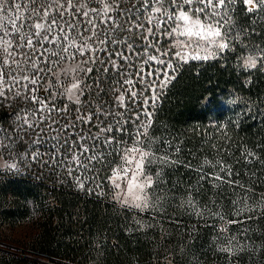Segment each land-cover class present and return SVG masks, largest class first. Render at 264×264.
Wrapping results in <instances>:
<instances>
[{"label": "snow or ice", "instance_id": "1", "mask_svg": "<svg viewBox=\"0 0 264 264\" xmlns=\"http://www.w3.org/2000/svg\"><path fill=\"white\" fill-rule=\"evenodd\" d=\"M238 4L247 13L264 12V0H95V6L88 0H0V106H14L12 125H0L2 166L19 171L24 162L61 169L75 174L81 189L89 180L88 190L94 192H102L106 181L121 205L156 211L161 221L172 222L168 210L180 202L161 173L175 161L167 151L160 154L148 134L151 108L171 79L169 69L174 74L180 61L234 52L238 67L243 60L250 70L264 69V47L248 45L256 30L234 23ZM93 71L92 84L84 83ZM90 88L94 104L69 111L59 103L67 95L79 106ZM215 130L227 139V129ZM243 158L247 164L257 159L252 151ZM153 165L159 169L155 175ZM212 166L223 175L201 166L192 169L197 183L227 185L225 198L237 216L226 218L215 200L209 201L212 207L199 205L190 189L184 190L183 206L201 219L210 215L215 250L225 264H241L255 250L252 236L248 228L229 229L264 209V193L257 197L254 182L231 179V167L223 161ZM245 211L250 214L241 218ZM157 217L148 225L137 220V230L163 232ZM165 259L172 264L170 256Z\"/></svg>", "mask_w": 264, "mask_h": 264}, {"label": "trees", "instance_id": "2", "mask_svg": "<svg viewBox=\"0 0 264 264\" xmlns=\"http://www.w3.org/2000/svg\"><path fill=\"white\" fill-rule=\"evenodd\" d=\"M233 20L256 30L249 47H264V12L247 13L238 4ZM233 57L234 52L214 61L180 64L151 108L150 132L158 141L175 142L185 158L221 157L233 180L249 186L254 182L255 192L264 193V69L243 71ZM229 89L239 101L234 108L224 102ZM12 116L13 111L0 106V125ZM217 128L227 129V139ZM247 151L257 157L251 164L244 162ZM30 170L2 182L0 221L15 226L33 220L36 235L19 254L0 249V264H159L150 238L137 233L129 214L111 201L108 182L99 193L88 190L87 179L81 189L61 169ZM176 175L187 180L184 172ZM35 179L52 186H36ZM260 233V252L244 255L241 264H264V225Z\"/></svg>", "mask_w": 264, "mask_h": 264}, {"label": "rangeland", "instance_id": "3", "mask_svg": "<svg viewBox=\"0 0 264 264\" xmlns=\"http://www.w3.org/2000/svg\"><path fill=\"white\" fill-rule=\"evenodd\" d=\"M88 4L89 6H95V0H88ZM186 51L190 52L191 50L186 49ZM225 55H227V52L223 54H217L216 56L210 57L207 60L190 59L187 63L199 61H214ZM76 59L81 60L84 59V57L77 56ZM184 63L185 62L180 61L179 65ZM5 72H7V69H5ZM94 75L95 71H93L92 74L85 78L84 83H88L91 85ZM169 75L170 77L172 75L171 69H169ZM81 87H83V83L81 84ZM91 90L92 89L90 88L84 92L83 96L81 97V105L79 106L76 105L74 101H68L65 98H62L59 103L62 106L66 104L69 111L83 106L84 103L94 104L96 102V99L89 95V92ZM105 99L107 100L108 98L106 97ZM4 106L6 107V109L14 111V106ZM145 111H148V109H145ZM12 119L13 117L10 120H7L6 124H4L3 126L8 127L12 125ZM149 119L151 121V112ZM148 134L149 136L153 137L156 140L158 146L161 147L160 154H163L164 151H167L170 157L175 161L174 166L167 167L161 173V176L166 182L165 186L168 188H172L176 201L180 202L179 207L176 203H173L171 208H169L168 210L167 215H170L172 217V222L161 221L157 217L156 211L138 212L121 205L113 198L114 189H112L109 184V191L107 190V192L109 193L108 195L111 201L116 205L118 209L129 214L130 225L135 231H137V233H144L150 238L153 247L154 261L156 263L170 264L169 260L165 259L166 255L171 257L172 264H176L178 257L181 260V264H220L221 262H225L224 255L215 250L216 233L208 226L209 224H212L214 222L212 217L210 215H204L201 219L200 217L193 216L191 211H186L185 206H183V201L185 199L184 190L190 189L193 198L196 199L199 205H209V207H212L209 204V201L215 200L218 202V206L220 210L225 214L226 218L232 219L237 216L235 209L229 204V200L225 198L229 196L230 191H224L225 189H227V185L219 182H213L210 184L207 181L203 182L202 184H198L196 179L197 173L192 170L203 166L204 171L215 172L218 175H223V173L219 172L218 167H213L212 165H215L216 161L224 162V160L221 157L217 158V156L215 155L209 156L207 154L203 155L201 158H195L192 155L185 158L180 152V146H178L175 142L171 141L170 139L158 141L154 136L151 135L150 127L148 129ZM169 142H171V147L168 146ZM175 149H178V151H176ZM205 160H208L211 163L209 165H204L203 162ZM189 164L192 166L191 168L188 167ZM34 167L35 166L32 165L26 167L24 162L19 163V171L9 170L3 166H0V186L4 181H14L16 179H19V177H21L22 175H29L31 171L30 169H33ZM156 171H159V169H157L156 166L153 165L154 175ZM179 171L184 172L188 175L186 181H183L177 177L176 174ZM103 175L104 173L100 174L101 177H103ZM69 177L76 180L75 174L70 175ZM231 179H233V177H231ZM32 183L36 186H45L47 188H50L52 186L51 184H46L39 179H35ZM213 184H216L217 186L214 187ZM173 185L175 186L174 188ZM221 192H223V195L218 194ZM255 193L257 197L262 194L259 192ZM251 199L252 197H250V200ZM247 214L250 213H247L246 211L241 212L240 216L241 218H243V216ZM153 217H157V221L162 224L164 230L163 232H161L159 227H145L143 229L137 230V220H140L144 225H148L152 222ZM262 217H264V209H258L256 217L253 220H242L241 223L232 225L229 229L231 231L233 229L238 230L242 228H248L249 235L252 236V241L254 242L255 250L252 252V254L254 255H257L261 250L260 228L262 225H264V218ZM193 227H195V231L190 237L188 233L193 231ZM36 231V222L33 220L19 223L15 226L7 224L4 221H0V249L19 254V252H22V250L26 249V245L36 235ZM185 245H187V247H185ZM40 260L43 262L46 261L44 258Z\"/></svg>", "mask_w": 264, "mask_h": 264}, {"label": "clouds", "instance_id": "4", "mask_svg": "<svg viewBox=\"0 0 264 264\" xmlns=\"http://www.w3.org/2000/svg\"><path fill=\"white\" fill-rule=\"evenodd\" d=\"M252 55H255V54H252ZM248 58V54H245V59H247ZM239 68L241 69V70H243V71H249L250 69H249V67L247 66V65H245L244 64V61L243 60H240L239 61ZM232 92V90L231 89H229L228 90V96L225 98V103H226V105L228 106V107H230V108H234V105L236 104V103H238L239 101H238V99L236 98V96L235 95H231L230 93ZM65 99H68V97H67V95L65 96ZM5 163V161H4V159H3V157L2 156H0V166H2L3 164ZM8 163H11V162H8Z\"/></svg>", "mask_w": 264, "mask_h": 264}]
</instances>
